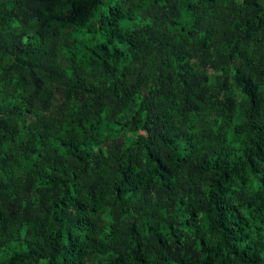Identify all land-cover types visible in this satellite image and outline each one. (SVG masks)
I'll return each mask as SVG.
<instances>
[{"label": "trees", "instance_id": "1", "mask_svg": "<svg viewBox=\"0 0 264 264\" xmlns=\"http://www.w3.org/2000/svg\"><path fill=\"white\" fill-rule=\"evenodd\" d=\"M0 264H264V0H0Z\"/></svg>", "mask_w": 264, "mask_h": 264}]
</instances>
